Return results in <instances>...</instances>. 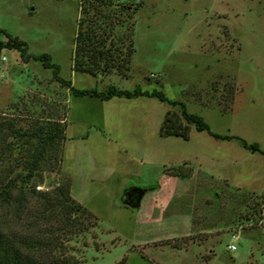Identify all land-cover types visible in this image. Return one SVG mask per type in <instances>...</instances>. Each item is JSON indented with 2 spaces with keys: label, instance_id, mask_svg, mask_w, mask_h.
Here are the masks:
<instances>
[{
  "label": "rangeland",
  "instance_id": "1",
  "mask_svg": "<svg viewBox=\"0 0 264 264\" xmlns=\"http://www.w3.org/2000/svg\"><path fill=\"white\" fill-rule=\"evenodd\" d=\"M130 1L140 3L128 20L127 78L71 70L78 0H0V29L28 53L49 54L76 88L160 90L211 132L264 152V0ZM166 110L180 118L155 97L72 96L39 61L0 49V233L23 236L33 256L60 253L74 264H264V156L192 125L187 139L159 136ZM52 121L63 122L64 139L31 171L37 145L25 132ZM79 172L87 181L72 190ZM165 173L188 182L166 209L184 216L143 226L129 198ZM64 183L95 218L65 217L59 206L39 214V194L53 197Z\"/></svg>",
  "mask_w": 264,
  "mask_h": 264
},
{
  "label": "trees",
  "instance_id": "2",
  "mask_svg": "<svg viewBox=\"0 0 264 264\" xmlns=\"http://www.w3.org/2000/svg\"><path fill=\"white\" fill-rule=\"evenodd\" d=\"M139 3L140 1L133 3L130 0H78V14L75 20L70 59L71 70L91 76L113 73L122 78H127L131 56L134 51L131 39V22L128 20L138 8ZM0 33L5 37L4 40L0 41V49L16 50L22 62H27L30 59L39 61L43 68L50 70L51 78L60 85L65 86L72 96H89L100 100H108L113 96L123 98L155 97L160 102L177 105L180 116L178 118L172 111L166 110L158 127L159 136L173 135L187 139L188 125H192L196 131H205L215 139H236L243 148L251 152H259L264 156V152L259 149L256 143H247L237 136L219 135L211 132L206 122L199 115L187 112L181 101L167 99L160 90H142L138 85H135L132 89H120L114 85H107L103 90H97L96 87L76 88L69 79L59 76L58 66L51 61L49 54L32 55L27 52L25 41L17 36L10 35L4 29H0ZM180 120L183 121V124ZM64 128L63 122L52 121L37 125L30 131L25 132V136L28 139H35L37 145L27 161L29 170L35 169L46 147H51L64 139ZM172 174L176 175L177 172ZM53 194V197L46 195L44 192L39 194L42 200L39 204L41 207L39 214L54 215L56 213L55 209L59 206V213L65 217H73L75 212L78 211L85 217L95 218L90 211L70 197L68 183L58 186ZM67 223L73 225L72 221ZM95 223V220H93L91 225H95ZM25 241L23 236L11 237L0 233V264L75 263L70 256L60 253L51 254L47 252L33 256L27 250L22 249L26 246ZM180 246L177 245L176 247Z\"/></svg>",
  "mask_w": 264,
  "mask_h": 264
},
{
  "label": "crops",
  "instance_id": "3",
  "mask_svg": "<svg viewBox=\"0 0 264 264\" xmlns=\"http://www.w3.org/2000/svg\"><path fill=\"white\" fill-rule=\"evenodd\" d=\"M71 189L73 190L75 184L78 182L85 183L87 181V175L85 173H80L78 175H71ZM178 177L171 176L167 173L162 174L154 187L149 186L148 188L142 189L139 197L138 206L134 207V214L136 219H138L141 225H152V224H162V223H172L176 218L182 215L176 211H167L166 209L170 205L171 200L174 198L175 193L177 192L178 187L188 188V182L182 185V182ZM188 224V221H187ZM173 228V226H171ZM148 229V228H147ZM189 226L186 225L185 232L179 234L187 233ZM145 230V228L143 229ZM176 235L175 237H177ZM180 236V235H179ZM169 237H174L170 235ZM166 238V237H165ZM151 241L149 239L141 240Z\"/></svg>",
  "mask_w": 264,
  "mask_h": 264
},
{
  "label": "water",
  "instance_id": "4",
  "mask_svg": "<svg viewBox=\"0 0 264 264\" xmlns=\"http://www.w3.org/2000/svg\"><path fill=\"white\" fill-rule=\"evenodd\" d=\"M140 195H133L132 198H129L128 204L133 205L139 200Z\"/></svg>",
  "mask_w": 264,
  "mask_h": 264
},
{
  "label": "built area",
  "instance_id": "5",
  "mask_svg": "<svg viewBox=\"0 0 264 264\" xmlns=\"http://www.w3.org/2000/svg\"><path fill=\"white\" fill-rule=\"evenodd\" d=\"M226 247L229 250H233L235 248L233 244H228Z\"/></svg>",
  "mask_w": 264,
  "mask_h": 264
},
{
  "label": "flooded vegetation",
  "instance_id": "6",
  "mask_svg": "<svg viewBox=\"0 0 264 264\" xmlns=\"http://www.w3.org/2000/svg\"><path fill=\"white\" fill-rule=\"evenodd\" d=\"M129 195H131V192H128Z\"/></svg>",
  "mask_w": 264,
  "mask_h": 264
}]
</instances>
